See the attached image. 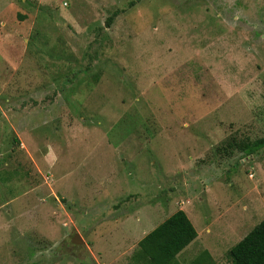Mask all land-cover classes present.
<instances>
[{"label": "rangeland", "instance_id": "1", "mask_svg": "<svg viewBox=\"0 0 264 264\" xmlns=\"http://www.w3.org/2000/svg\"><path fill=\"white\" fill-rule=\"evenodd\" d=\"M258 139L264 0H0V264H142L179 209L180 264H228Z\"/></svg>", "mask_w": 264, "mask_h": 264}, {"label": "trees", "instance_id": "2", "mask_svg": "<svg viewBox=\"0 0 264 264\" xmlns=\"http://www.w3.org/2000/svg\"><path fill=\"white\" fill-rule=\"evenodd\" d=\"M264 146V139L244 141L243 151L254 154ZM198 236V231L184 209H179L147 233L138 243L135 258L142 264H180L178 255ZM209 254L207 251L204 255ZM228 264H264V218L229 250ZM200 263L201 259H197Z\"/></svg>", "mask_w": 264, "mask_h": 264}, {"label": "water", "instance_id": "3", "mask_svg": "<svg viewBox=\"0 0 264 264\" xmlns=\"http://www.w3.org/2000/svg\"><path fill=\"white\" fill-rule=\"evenodd\" d=\"M73 239L77 242V243H82L83 239L81 237V235L79 233H75Z\"/></svg>", "mask_w": 264, "mask_h": 264}, {"label": "crops", "instance_id": "4", "mask_svg": "<svg viewBox=\"0 0 264 264\" xmlns=\"http://www.w3.org/2000/svg\"><path fill=\"white\" fill-rule=\"evenodd\" d=\"M184 210H185V209H184ZM185 211H186V210H185ZM186 212H187V211H186ZM187 214H188V213H187ZM188 216H189V214H188ZM189 218H190V217H189ZM198 236H199V232H198ZM198 236H197V238H198ZM197 238H196V239H197ZM196 239H195V240H196ZM195 240H194V241H195ZM194 241H193V242H194ZM191 244H192V243H191ZM189 246H190V245H189ZM189 246H187L186 248H188ZM186 248H185V249H184V250L178 255V257L181 256V254H183L184 252L187 251Z\"/></svg>", "mask_w": 264, "mask_h": 264}]
</instances>
